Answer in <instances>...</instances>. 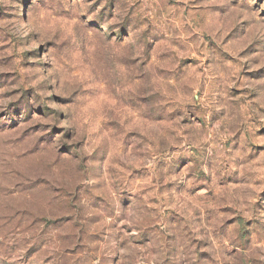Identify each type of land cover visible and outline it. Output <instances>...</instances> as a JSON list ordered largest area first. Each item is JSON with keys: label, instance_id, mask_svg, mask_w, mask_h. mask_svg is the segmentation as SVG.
I'll use <instances>...</instances> for the list:
<instances>
[{"label": "clouds", "instance_id": "obj_1", "mask_svg": "<svg viewBox=\"0 0 264 264\" xmlns=\"http://www.w3.org/2000/svg\"><path fill=\"white\" fill-rule=\"evenodd\" d=\"M24 2L0 0V29L22 45L0 93L32 89L28 109L46 116L0 134V264H264V49L241 55L264 25L226 44L215 0H120L111 18L102 0L85 20L96 0H65L68 33L41 0L25 17ZM207 38L233 59L178 76L175 42L207 57ZM18 98L0 95V111ZM63 214L71 230L48 224Z\"/></svg>", "mask_w": 264, "mask_h": 264}, {"label": "rangeland", "instance_id": "obj_2", "mask_svg": "<svg viewBox=\"0 0 264 264\" xmlns=\"http://www.w3.org/2000/svg\"><path fill=\"white\" fill-rule=\"evenodd\" d=\"M71 0H68L70 3ZM102 0H96V3L91 4L89 12L87 14H82L79 19L85 20L87 19V15H89L92 11H94L97 7H99ZM68 3H65V0H41L40 8L44 11L51 12L52 14V21L51 23L55 26L57 24L63 26L68 33L72 31V25L77 22V19L74 18L69 10ZM120 4V0H109L108 4L105 5L103 9H101V13L103 15L111 16L115 13L116 9ZM31 0H25L24 2V15L27 17L29 11ZM169 7H180L183 8V4L180 3V0H168ZM211 11L214 15L217 16V19L220 23H222L224 28L223 40L227 44L232 42L234 45H238L242 42V38L249 35V32H256L257 28H260L264 25V0H215L214 3L211 4ZM190 11V9H184L185 14ZM254 16V22L250 23L247 17ZM6 14L4 16H0V23L3 20L8 19ZM89 27L91 28L93 25L96 24L95 21L88 22ZM166 25H162L160 29H158L161 40L157 41L161 47L166 46V41H164V28ZM188 28V25L184 26ZM121 33L126 34L125 30L121 28ZM115 35V33H113ZM196 35H199L197 32ZM27 39V38H25ZM189 47H191L192 41L195 40V37H189ZM53 41H45L44 44L38 46L37 49L34 50L35 53L39 55H44L48 48L53 46ZM20 47L21 44H17L14 38L10 36V34L5 33L3 29H0V67L2 68H9L12 66L15 56L17 55L13 52V46ZM175 47L179 49L180 53H185L182 56H178L179 64L173 71L178 76H183L187 71H191L192 69H197L198 65L207 66L211 64L212 58L219 54L223 57L227 58L228 60H232L233 58L229 55L228 52L224 51L223 48L213 39L207 38V52L208 56L205 57L200 52H191L188 53V49L185 48L179 40L175 42ZM155 47V45H153ZM204 45H201L203 48ZM264 49V35H260L259 33L256 34L255 38H252L251 41L247 44V47L244 48V51L241 55L249 54L251 55L255 51H259ZM149 52H152V48H149ZM33 51H29L24 53L26 57H30L34 55ZM11 53V54H9ZM169 56L168 52H161L160 58L162 60H166ZM151 58V56H150ZM27 66V65H25ZM127 64H122L121 68H127ZM198 71V69H197ZM264 72V69L260 70ZM13 77H18V73L13 71H0V89L11 87L13 84L16 83V80ZM237 94L241 90L236 89L234 90ZM33 90L32 89H19L13 88L11 92L7 93H0V95L4 96L5 98L9 96H18V99L11 100L3 111H0V134L3 133H12L16 130V128L21 123H27L29 120L33 118V115H39L41 117L46 116L45 108L43 106L29 110L27 105L29 101L32 99ZM200 92L197 89V96H199ZM59 99V98H58ZM101 100L107 103H116V101L111 96H102ZM131 107V105H127L120 111L121 117L123 118L126 115L127 109ZM140 121L136 120L133 122V125H139ZM39 128V125L34 126ZM55 132V128L53 129ZM51 135V134H50ZM130 136L139 135V132H129ZM258 135H264V129H260ZM110 155V154H109ZM58 189L56 192H51L48 195L55 197L58 193ZM260 197L264 198V192L260 193ZM259 204V201L256 202ZM72 217L66 214L57 215L56 217L49 219L48 224L55 225L60 230H71L74 225L72 223ZM94 219V218H93ZM249 224L252 221H248ZM250 242V241H249ZM85 245L82 243L76 244L75 247H71L67 249V252L70 256L75 257L78 255L79 251ZM43 246L41 248H37L35 245L32 248H29L27 252H25V256L36 255L38 252L42 251ZM245 251L247 249H244ZM75 264V262H73Z\"/></svg>", "mask_w": 264, "mask_h": 264}]
</instances>
